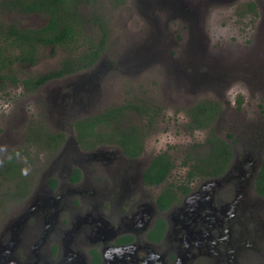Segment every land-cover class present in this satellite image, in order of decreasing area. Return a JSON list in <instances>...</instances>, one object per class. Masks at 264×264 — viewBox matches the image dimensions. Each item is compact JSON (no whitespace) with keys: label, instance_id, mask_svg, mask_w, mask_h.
Wrapping results in <instances>:
<instances>
[{"label":"rangeland","instance_id":"obj_1","mask_svg":"<svg viewBox=\"0 0 264 264\" xmlns=\"http://www.w3.org/2000/svg\"><path fill=\"white\" fill-rule=\"evenodd\" d=\"M249 2L257 4V15L247 11ZM110 9L109 48L95 67L47 84L49 92L42 94L26 93L11 84L3 88L0 83V124L7 129L15 126L18 132L24 130L19 145L9 140L17 132L12 131L13 127L4 135L0 133V161L13 149L24 146L33 121L46 122L45 117H49L62 126L57 128L59 131L73 132V119L136 97L158 111L146 141L153 153L167 151L173 160L174 171L167 185L187 180L192 167L210 149L208 128L189 130V110L204 99L223 102V113L215 123L220 135L236 133L241 136L244 153L255 161L264 158V0H128L123 8ZM47 20L41 14L0 11V23L16 21L25 27H40ZM44 53L35 65H19L18 74L34 75L58 65L61 52L54 54L48 49ZM190 53L195 55L192 68L196 66L195 59L207 64L195 67V76L189 81L186 73L192 69H183L181 64H189L186 59ZM60 85V94L71 97L53 99L50 93ZM70 88L77 93L70 94ZM128 120L148 122L136 112L130 113ZM72 141L52 157L32 151L34 164L29 169L30 179L36 178L30 189L36 190L34 197L49 192L53 185L50 177L56 171L64 177L71 171L75 162L64 164L69 159L64 155L69 150L79 151L75 136ZM83 162L80 164L94 165ZM66 185L62 193L73 190L67 182ZM19 205V201H13L0 211V233Z\"/></svg>","mask_w":264,"mask_h":264},{"label":"flooded vegetation","instance_id":"obj_2","mask_svg":"<svg viewBox=\"0 0 264 264\" xmlns=\"http://www.w3.org/2000/svg\"><path fill=\"white\" fill-rule=\"evenodd\" d=\"M194 56L186 59L188 65L181 64L183 69H192L186 73L189 81L195 76V67L207 64L195 59L192 68ZM27 76L32 75L23 77ZM58 80L25 92H49L47 84ZM62 86L50 93L54 100L71 97L60 94ZM179 88L184 89L180 84ZM70 90V94L77 93ZM217 101L222 107L223 102ZM79 119H73L70 132L59 131L57 128L62 126L45 117L47 128L64 135V145L55 152L41 151L42 155L60 154L75 136L79 151L69 150L64 155L69 157L64 164L72 161L75 165L65 177L57 171L50 177L53 185L49 192L34 197L35 190L22 201L5 198L7 203L0 211L13 201L20 205L0 233V264H264V193L259 182L264 158L255 161L244 153L241 136H222L215 124L218 136L231 147V156H223L226 165L211 167L208 177H191L190 170L187 180L167 185L174 165L162 182H153L155 178L149 173L155 158L162 155L153 153L147 145L146 138L154 128L145 127L141 151L128 152L119 144L86 150L79 142ZM9 129L0 124L2 135ZM23 131L19 129L9 140L19 145ZM209 153L207 150L205 154ZM86 161L94 165L80 164ZM31 181L33 187L35 176ZM66 182L73 190L62 193Z\"/></svg>","mask_w":264,"mask_h":264},{"label":"trees","instance_id":"obj_3","mask_svg":"<svg viewBox=\"0 0 264 264\" xmlns=\"http://www.w3.org/2000/svg\"><path fill=\"white\" fill-rule=\"evenodd\" d=\"M126 0H0V11L25 15L41 14L47 17L40 27H22L16 21L0 23V83L3 88L11 84L24 91H35L50 80L62 79L92 69L108 51L110 25L107 9L117 10ZM247 11L258 14L257 4L249 2ZM110 9V10H111ZM52 49L61 52V59L54 68L32 76L18 74L19 65H35ZM222 110L219 101L204 99L189 110L190 128L209 129L210 153L198 159L191 177H208L211 167L222 168L231 156L228 143L218 136L215 123ZM157 110L144 104L141 98L118 106H111L100 113L85 116L76 122L79 142L89 150L97 145L119 144L128 152L144 149L145 127L152 128ZM139 113L147 123H129L130 113ZM129 123L126 126V124ZM142 124V125H141ZM47 128L46 123L36 120L27 131L25 148L10 152L0 161V208L7 196L24 198L31 191L30 171L32 151L55 152L64 145V135ZM61 137V138H60ZM30 158V159H29ZM209 158V160H208ZM174 163L167 152L158 155L149 173L153 182H162L172 171ZM215 175V174H211ZM264 193V169L260 179Z\"/></svg>","mask_w":264,"mask_h":264}]
</instances>
